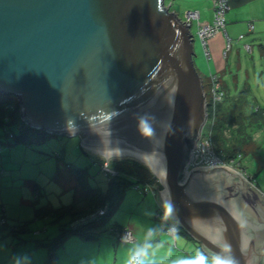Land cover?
<instances>
[{"label": "water", "instance_id": "obj_1", "mask_svg": "<svg viewBox=\"0 0 264 264\" xmlns=\"http://www.w3.org/2000/svg\"><path fill=\"white\" fill-rule=\"evenodd\" d=\"M189 26L163 0H0V92L25 125L145 155L207 256L264 264V194L233 167L186 168L206 116Z\"/></svg>", "mask_w": 264, "mask_h": 264}, {"label": "rangeland", "instance_id": "obj_2", "mask_svg": "<svg viewBox=\"0 0 264 264\" xmlns=\"http://www.w3.org/2000/svg\"><path fill=\"white\" fill-rule=\"evenodd\" d=\"M178 1L163 0L164 3L169 4V9L174 10L177 16L182 19L183 7L179 5V7H175ZM195 27V21L191 20L189 31L192 38V61L194 67L197 68L198 60L202 62L203 50L200 40L195 34ZM197 71L198 75L202 77V86L207 94V79L205 81L200 70L197 69ZM241 75L242 77H238L234 92L231 77L225 74L223 79L227 88L224 90L229 92L230 96L235 95L238 91L243 92V108L248 112L255 107L256 101L252 94L258 83L261 84L260 73L257 70L256 73L248 72L246 77L244 74ZM262 81L264 83V76ZM222 83L224 82L222 81ZM252 126L253 124H250V128ZM9 129L16 133V124L11 123ZM202 130L203 128L200 131ZM224 140L229 141L228 139ZM30 141L31 143L28 145L24 140L9 142V138L0 125V216L4 217L7 224L21 225V229H17L16 233H11L8 226L0 229V264H46L47 245L59 232L58 223L64 222L65 224L67 219V215H61L58 220H55L50 212L64 205L85 204L94 194L104 190L107 185V178L101 171L99 172V163L103 156L84 148L80 144L78 134L46 132L44 135L32 137ZM244 151L240 159L236 160L238 161L237 165L244 164L247 173H250L252 164H254L252 159H255L253 140L244 144ZM123 159L139 161L131 156H114L110 158L109 163L114 164L115 160ZM77 168L82 169V174H77ZM257 174L258 172H256ZM161 188L162 186L159 187V189ZM136 191L131 186L124 188L123 196L118 204L110 207L104 215L102 222L105 228L115 226V224L125 225L126 218L131 214V211L127 209L129 205L131 206L130 200L132 197H143ZM144 197L154 200L150 193H145ZM151 212L150 219L155 224L156 237L157 234L162 235V231L159 230V221L153 217L154 208L151 209ZM36 239H42L47 244L36 243ZM79 239L75 234L69 235L63 240L64 242H60L53 249L54 254L55 249H60V245H80ZM144 244L157 245L145 240L137 245ZM87 245L109 244L102 240L99 244H96L95 241H88ZM128 245L135 244L128 243ZM105 248L104 246L102 249ZM134 250L142 253V250L137 249L136 246H134ZM192 254L193 252H190V255ZM205 259L207 260L205 264H214L210 258L206 257ZM199 263L203 264L201 260ZM127 264H136L134 258L129 257Z\"/></svg>", "mask_w": 264, "mask_h": 264}, {"label": "crops", "instance_id": "obj_3", "mask_svg": "<svg viewBox=\"0 0 264 264\" xmlns=\"http://www.w3.org/2000/svg\"><path fill=\"white\" fill-rule=\"evenodd\" d=\"M213 3L214 0H179L175 7L182 6L184 11L196 9L198 19L209 22L212 19ZM227 3L223 27L206 39L208 54L203 53L204 59L202 58V62L198 60V66L195 69L196 71L200 70L205 81L209 71L215 72L223 90L227 88L223 76L229 75L234 92L238 77H242L241 74L246 77L248 72L256 73L259 70L261 84L258 83L252 95L256 101L255 106H258L263 114V119L259 126L252 129L251 133L255 143L252 172L247 173L244 164H242L244 169L242 174L247 176L261 194H264V83L262 81L264 76V0H227ZM248 23L251 24V27H248ZM239 34H241L240 37H238ZM225 35L228 37L229 43L222 53L225 48ZM244 43L249 44V50L244 49ZM224 92L229 95V92L225 90ZM255 171L258 172L257 175ZM248 176L252 177L251 180ZM105 177L108 179L106 175ZM138 193L143 197H132L131 206L129 205L127 208L131 214L125 220V225L129 226L135 237V243L130 244L135 245L119 241L107 232L100 233L94 240H85L77 235L81 244L60 245L59 250L55 249V259L52 264H127L129 257L134 258L136 264H200L199 260L203 264L207 263L205 258L210 257L200 249L196 241L187 237L180 230L174 235H167L162 231V235L157 234L155 237L156 227L150 219V213L154 208L153 203H155L157 195L151 194L154 198L152 200L149 197H144L145 193ZM153 217L157 220L154 214ZM2 228L3 226L0 229ZM68 236L66 235L61 243ZM102 240H105L109 245H87L88 241H95L96 244H99ZM144 240L157 245H137ZM104 246L106 248L102 249ZM134 246L137 249L140 248L142 253L136 252ZM190 252L193 254L190 255ZM105 254L106 256H104ZM214 264L216 263L214 262Z\"/></svg>", "mask_w": 264, "mask_h": 264}, {"label": "trees", "instance_id": "obj_4", "mask_svg": "<svg viewBox=\"0 0 264 264\" xmlns=\"http://www.w3.org/2000/svg\"><path fill=\"white\" fill-rule=\"evenodd\" d=\"M243 103V92L241 93V91H238L233 96L227 95L224 92V97L216 105L211 123L208 124L206 121L204 124L209 127V137L211 139L213 149L216 152L222 153L226 159L229 157L236 158L238 155L237 160H239L245 152L244 144L253 140L251 135L253 127L259 126V124L262 123L263 114L259 107L255 106L247 112L243 108ZM11 123L16 124V133H13L11 129H9V125ZM250 124H253L251 128ZM0 125L9 138V142L24 140L28 145L31 143L30 139L32 137H37L38 135H44L46 133V131L40 128H33L25 125L19 118L18 106L15 97L11 94H4L1 92ZM8 133H10V136ZM224 139H228L229 141L226 142ZM110 166L114 168V174H104L108 177L105 189L97 194H94L89 202L86 201L85 204L82 205L76 203L64 205L61 208H56L50 212L51 216H53L55 220H58L61 215H67V219L65 224L64 222L58 223L59 232L49 241V245H47L46 264L53 263V260L55 259L53 249L58 246L66 235L76 234L85 240H94L100 233L107 232L111 233L115 237L116 229L124 225L115 224V226L105 228L102 221L104 215L109 211L110 207L118 204L123 196L124 188L126 186L133 187L134 184L142 185L144 182H147L150 185L154 184V186H160L155 179L156 177L154 178L152 175L153 173L144 164L137 160H115L114 164H110ZM238 166L243 169L241 163H239ZM76 171L77 174H82L81 172H83L80 168H77ZM100 171L101 169L99 163V172ZM248 177L251 180L252 177ZM137 191L152 194L150 190L142 191L137 189ZM102 205H105L104 212L99 215L91 216V214H93L94 211ZM1 226H8L11 233H16L17 229H21V225L15 226L13 224H7L5 220L0 224V228ZM178 230L190 238V236L181 228ZM36 243L47 244V242L42 239H36Z\"/></svg>", "mask_w": 264, "mask_h": 264}, {"label": "built area", "instance_id": "obj_5", "mask_svg": "<svg viewBox=\"0 0 264 264\" xmlns=\"http://www.w3.org/2000/svg\"><path fill=\"white\" fill-rule=\"evenodd\" d=\"M227 6V0H214L212 6V19L209 22L198 19V12L196 9H187L184 11L183 20L188 22H191V20L195 21V34L200 40L202 50L205 55L208 54L206 39L214 35V33L218 30L222 29L224 23V11L226 10ZM248 27H251L250 23H248ZM240 36L241 34L238 35V37ZM228 40V37L225 35V48L222 50V53H224L225 49L228 46ZM243 47L245 50H249V44L244 43ZM223 97L224 90L220 85V81L218 79L217 74L213 71H209L207 73V94H205L206 116L201 126L203 130L200 131L199 136L196 139L195 145L190 152L186 165L187 169L200 165L214 164L227 165L233 167L236 170L240 168L237 165L238 161H236L238 159V155L236 158L229 157L228 159H226L222 153L216 152L213 149L211 139L209 137V127L204 125L206 121L208 122V124L211 123V119L215 113L216 105L222 100ZM8 135L10 136V133H8ZM109 159L110 158L103 157L102 161L100 162V169L103 174L113 175L115 170L110 166L108 161ZM238 171L240 173H244L243 169ZM133 187L142 191L150 190L152 194L158 195V198L155 200L154 203V216L159 221V230L169 235H174L177 232L178 227L174 222L169 219L160 203V201H163L160 194L161 190H163V187L159 189L158 186H154V184L150 185L147 182L142 183V185L134 184ZM104 210L105 205H102L101 207L97 208L94 213L91 214V216L99 215L103 213ZM3 221V217H0V224ZM115 234V238L119 241L128 243H132L135 241V237L132 234L129 226L127 225L121 226L120 228L116 229Z\"/></svg>", "mask_w": 264, "mask_h": 264}, {"label": "bare ground", "instance_id": "obj_6", "mask_svg": "<svg viewBox=\"0 0 264 264\" xmlns=\"http://www.w3.org/2000/svg\"><path fill=\"white\" fill-rule=\"evenodd\" d=\"M91 151L94 153H98V154H100L106 158H111L114 156H122V157L123 156H131L133 158H136V159H138V160H140L146 164V165L145 164L144 165L153 173V175L157 178L158 181H163L162 176L155 171L151 161L145 155H143L141 153L129 151V150H122V149L91 150ZM160 194H161L162 200L166 201L167 200V194H166L165 189L161 190Z\"/></svg>", "mask_w": 264, "mask_h": 264}, {"label": "clouds", "instance_id": "obj_7", "mask_svg": "<svg viewBox=\"0 0 264 264\" xmlns=\"http://www.w3.org/2000/svg\"><path fill=\"white\" fill-rule=\"evenodd\" d=\"M183 19V18H182ZM202 80V79H201ZM205 93V92H204ZM103 158V157H102ZM156 179V178H155ZM156 181L158 182V180L156 179ZM160 186H162V185H160ZM160 186H158V187H160ZM152 195H154V196H156V194H152ZM178 227V226H177ZM178 229H179V227H178ZM178 231V230H177ZM133 234V233H132Z\"/></svg>", "mask_w": 264, "mask_h": 264}]
</instances>
